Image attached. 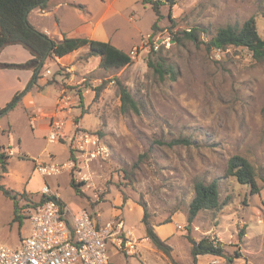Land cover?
Returning <instances> with one entry per match:
<instances>
[{"label": "rangeland", "instance_id": "374dc122", "mask_svg": "<svg viewBox=\"0 0 264 264\" xmlns=\"http://www.w3.org/2000/svg\"><path fill=\"white\" fill-rule=\"evenodd\" d=\"M86 1L102 9L101 0ZM164 2L160 28L153 32L156 13L152 6L143 0H127V8L115 18L118 29L113 40L133 55V62L119 70H96L86 74L87 79L82 81L91 88L87 95H92V100L86 108L83 103L86 113L80 118L82 126L74 131L81 128L99 134L109 146L110 156L93 161L88 170L85 168L87 178L65 172L48 180L69 207H86L94 217L101 212L102 220L113 218L119 211L129 225L140 228L144 215L140 204H145L148 220L154 227L174 223L175 234L167 242L172 247V257L147 236V240L137 238L132 230L139 242L137 252H118L113 256L110 249L114 264H228L225 258L211 254L201 255V262L194 263L188 236L221 240L228 253L240 252L233 264H264V61L254 59L247 49L207 46L218 30L241 27L252 16L263 34L264 0ZM192 27L204 30L199 42L185 39L177 43L172 39L173 33ZM168 35L171 41L165 42ZM156 40L159 45L152 53L151 43ZM135 48L138 51L133 54ZM161 57L177 68L175 80L168 75L161 78L150 66V59L157 61ZM48 64L57 66L53 61ZM61 71L70 75L66 67ZM115 78L137 100L138 112L122 111ZM91 79H97L95 85ZM102 83L105 87L95 98L94 89ZM79 86L70 85L72 90ZM50 87L55 91L54 84ZM33 91L41 104L56 106V98L45 95L35 84ZM12 117L13 148L21 154L9 161V171L1 182L10 189L21 190L34 172L36 159L67 161L71 147L68 139L49 142L22 110H15ZM178 139L189 142L178 143ZM4 140H8V135L0 132V143ZM236 154L246 157L255 167L258 193L227 174L228 160ZM72 178L80 185L84 183L81 189L86 196L76 192ZM214 179L219 183L220 207L201 210L188 230L195 182L210 183ZM127 200L139 205L129 210L128 206L123 207ZM26 203V199L20 198L18 206L25 207ZM14 210V201L0 191V243L12 248L19 243L21 231L19 222L14 221ZM22 221V233L27 236L28 221L24 216Z\"/></svg>", "mask_w": 264, "mask_h": 264}, {"label": "trees", "instance_id": "16d2710c", "mask_svg": "<svg viewBox=\"0 0 264 264\" xmlns=\"http://www.w3.org/2000/svg\"><path fill=\"white\" fill-rule=\"evenodd\" d=\"M44 1L45 0H0V52L8 44H21L31 52L33 58L27 62L26 65L33 63L34 76L28 88L36 84L38 78L42 76V68L48 60L63 57L82 47H87L89 51L80 58L88 59L91 56H100V69L119 70L133 62V58L129 52L116 47L109 41L96 40L88 37L69 36H64L63 39L56 40L38 30L29 22L28 13L36 6L45 5ZM143 1L144 3H149L156 13V21L153 23V32H155L160 28L159 22L164 17L161 7L164 5L165 0ZM170 18L174 21L171 17V13ZM202 31L204 30L200 27H192L189 30H183L181 33H173L172 39L177 43H182L185 39L197 43L200 40ZM207 46L209 49L221 50L231 46L247 49L254 59L264 61V31L263 34H260L256 19L253 16L247 19L241 27L229 26L218 30L207 42ZM151 52H156L153 45H151ZM149 64L161 78H165V76L168 75L172 80H175L178 76L177 68L172 63L164 62L162 57L157 61L150 59ZM12 65L17 66L16 64L0 62V67ZM115 79L118 86V94L121 99L122 111L129 112L130 110H134L138 112L139 107L137 100L120 79ZM48 83H52V80H49ZM84 84L85 86L88 85L87 82ZM85 86L83 85V87ZM104 87L105 85L103 83L95 87V98L99 97ZM76 88L81 92L82 86ZM24 93L25 90L17 93L5 107H0V117L16 107ZM80 99L83 101L81 93ZM176 142L183 143L189 141L187 139H178ZM4 149L5 147L0 144V191L14 201V221L21 224L23 216L20 214L21 207L18 206L20 198L26 199L28 202L27 206L31 207L44 202L49 197L43 193H28L27 191L17 192L6 187L5 184L1 182L3 174L8 172L10 158V156L4 152ZM73 153L74 149L71 146L70 155H73ZM227 174L236 177L241 184H248L253 193L259 192L260 187L257 182L255 167L246 157L239 154L230 157L227 163ZM71 185L78 194L86 196L85 191L81 189L84 183L80 185L72 178ZM60 201L62 204H65L62 200ZM140 205L144 209L142 221L146 228V236L158 249L162 250L167 256L172 257L171 245L161 238L154 225L148 220L146 205ZM220 205L218 179H214L210 183L197 180L195 182V196L189 206L188 230L191 229L190 224L201 210L217 209ZM242 236L243 233L242 235L240 234V237ZM188 238L191 243L190 252L194 263H197V259L200 255L206 254L223 257L228 261V264H233L234 258L236 256H241L240 252H235L234 254L228 253L225 244L221 240L214 239L211 236H205L199 240L191 236H188Z\"/></svg>", "mask_w": 264, "mask_h": 264}, {"label": "crops", "instance_id": "0c3cea01", "mask_svg": "<svg viewBox=\"0 0 264 264\" xmlns=\"http://www.w3.org/2000/svg\"><path fill=\"white\" fill-rule=\"evenodd\" d=\"M44 3L45 5L36 6L28 13V20L33 26L47 34L50 38L61 40L64 36L88 37L96 40L109 41L116 47L120 48L113 40V33H116L118 29V24L115 18L118 15H121L123 8H127V0H121L120 2H118V0H101L102 6L100 7H102V9L96 8V6L93 5L91 6L86 0H45ZM77 6L82 7L81 9H78ZM101 10L102 12L98 13V11ZM131 19H134L133 16ZM88 51L89 49L87 47L79 48L63 57L48 60L42 68L41 80L40 82L38 80L35 85H37L45 95L56 98V106L53 108L41 104L33 91V86L28 88V85L34 76V68L32 67L33 63L26 65V63L33 58L31 52L21 44H8L1 50L0 62L6 64H16L17 66L12 65L0 67V107H5L17 93L25 90V93L18 105L13 110H10L5 117L0 119V132L7 133L8 135V140L6 142L4 140L0 144L5 148H10L14 151V155L10 156L9 161L21 154L17 148H13L15 124L12 114L15 110H22V112H25L29 120L39 128L38 130L43 132L45 137L49 131L51 118L56 115L64 118V133L66 136L63 140L68 139L71 147V137L73 131L76 127L82 126L80 118L84 115V113H86L83 103L86 108L92 100V95H87L91 93V88L83 87L82 81L87 79L85 77L86 74L100 69V56H91L88 59L80 58ZM51 61L57 64V66L52 67L49 65L48 63ZM46 65H48V67H46ZM62 67H66V70L70 72V75H64L61 71ZM79 77L81 78L79 79ZM50 79L55 80L52 83H48ZM91 80L95 85L97 79ZM47 84H49V86H45ZM51 84L56 86L55 91H53L54 89L50 87ZM73 84H79V87L82 86L81 92L76 91L78 88H75L76 90L74 89L76 92L72 90L70 85ZM80 93L83 101L80 99ZM80 103L82 105H80ZM19 145H21V140H19ZM19 149H22L21 146H19ZM44 182H48L50 185L48 179H43L36 172H33L31 177L25 181L24 187L21 190H13L17 192L27 191L28 193L41 194ZM53 189L56 188L53 187ZM118 202L119 199H117V204ZM66 205L69 207L68 204ZM136 205L139 204L134 201L127 200L123 207L128 206L129 210H133ZM77 207L83 206H74L73 208ZM120 213L122 212L118 211V213L114 214L113 217L117 215L123 217ZM95 219L99 223H105L108 221L101 219V212L97 213ZM125 222L126 225L133 230L137 238L144 240L148 239L146 237V228L144 224H142L139 228L137 226L134 227L129 225L126 219ZM23 223L24 222L22 221L20 224L21 231L19 243L16 244L14 248L21 245V239L24 237L22 233L24 228ZM28 225L29 227H27V232L29 233V221ZM155 229L161 238L167 242H171V237L176 231V227L173 222L157 225L155 226ZM112 250L113 256L118 254L115 249L112 248ZM198 262H201V255L197 259V263ZM111 263L113 262L110 259L109 264Z\"/></svg>", "mask_w": 264, "mask_h": 264}, {"label": "built area", "instance_id": "2783aa9c", "mask_svg": "<svg viewBox=\"0 0 264 264\" xmlns=\"http://www.w3.org/2000/svg\"><path fill=\"white\" fill-rule=\"evenodd\" d=\"M147 37L149 39L151 35ZM170 38L168 35L165 42H170ZM151 45L158 48L159 41ZM137 51L135 48L132 53ZM64 126V118L53 116L47 140L54 142L64 138ZM71 145L74 153L67 161L56 163L37 159L34 172L43 179L65 172H75L81 175L80 178H87L84 169L88 170L95 160L108 159L111 154L99 134L81 128L73 131ZM4 152L14 155L10 148H5ZM41 192L49 198L31 207L27 202L20 208V214L30 224V232L21 239V246L12 248L0 243V264H109L112 248L119 253L137 252L138 239L120 215L99 223L88 209L62 204L60 193L48 182L43 183Z\"/></svg>", "mask_w": 264, "mask_h": 264}]
</instances>
